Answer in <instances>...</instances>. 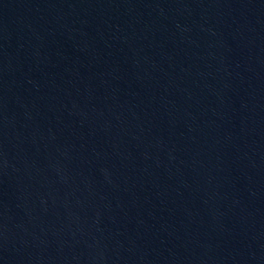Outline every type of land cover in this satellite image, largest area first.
<instances>
[{
    "label": "water",
    "instance_id": "obj_1",
    "mask_svg": "<svg viewBox=\"0 0 264 264\" xmlns=\"http://www.w3.org/2000/svg\"><path fill=\"white\" fill-rule=\"evenodd\" d=\"M0 264H264V0H0Z\"/></svg>",
    "mask_w": 264,
    "mask_h": 264
}]
</instances>
